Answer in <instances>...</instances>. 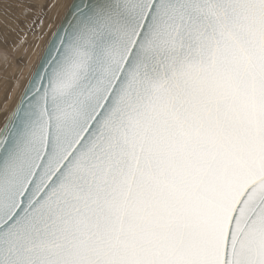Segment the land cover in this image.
Masks as SVG:
<instances>
[{"label":"snow or ice","instance_id":"6c2138e0","mask_svg":"<svg viewBox=\"0 0 264 264\" xmlns=\"http://www.w3.org/2000/svg\"><path fill=\"white\" fill-rule=\"evenodd\" d=\"M0 126V264H264V0H74Z\"/></svg>","mask_w":264,"mask_h":264},{"label":"rangeland","instance_id":"374dc122","mask_svg":"<svg viewBox=\"0 0 264 264\" xmlns=\"http://www.w3.org/2000/svg\"><path fill=\"white\" fill-rule=\"evenodd\" d=\"M72 0H0V126Z\"/></svg>","mask_w":264,"mask_h":264},{"label":"water","instance_id":"95a60500","mask_svg":"<svg viewBox=\"0 0 264 264\" xmlns=\"http://www.w3.org/2000/svg\"><path fill=\"white\" fill-rule=\"evenodd\" d=\"M73 3H74V0L71 1L70 5H72ZM70 5H69L68 9L66 10L65 14L63 15L61 21L59 22L58 26L56 27L54 33L57 32L59 26L62 25V23L65 21L66 16H67V14H68L69 11H70ZM54 33H53V34H54ZM53 34H52V36H51V38H50L49 41H51V40L54 39V35H53ZM49 41H48L46 47L44 48V51H43V53H42V56L40 57V59H39L37 65H36V67L34 68V70H33L32 74H31V76L29 77V79H28V81H27L25 87L28 85V82H29V80L32 78L33 73L37 70V67H38V65L41 63L42 58L46 55L47 49H48V47H49ZM25 87H24L23 91L25 90ZM23 91H22V93H23ZM22 93H21V94H22ZM20 96H21V95H20ZM19 99H20V97H19L18 100L16 101V104L14 105L13 109H14L15 106L17 105ZM13 109H12V110H13Z\"/></svg>","mask_w":264,"mask_h":264}]
</instances>
